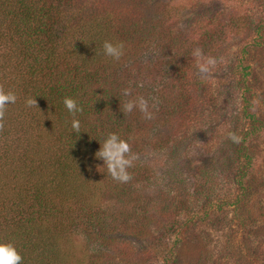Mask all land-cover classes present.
I'll return each instance as SVG.
<instances>
[{"label": "trees", "instance_id": "1", "mask_svg": "<svg viewBox=\"0 0 264 264\" xmlns=\"http://www.w3.org/2000/svg\"><path fill=\"white\" fill-rule=\"evenodd\" d=\"M118 3L0 0V86L17 94L0 126V240L13 243L23 264H130L129 250L117 237L139 238L150 223L152 215H142L137 188L150 185L153 174L136 162L127 169V182L113 180L95 157L99 143L115 132L141 158L149 143L164 144L158 141L163 140L160 127L172 139L219 108L208 77L195 71L222 48L220 36L228 30L205 19L180 30L161 19L149 20L138 0ZM182 16L197 18L190 10ZM105 40L123 42L119 61L104 56ZM195 49L201 58L192 55ZM234 68H240L241 80L248 75L240 59ZM124 88L131 89V96L121 94ZM29 96L44 115L25 105ZM65 96L83 107L77 116L80 135L72 133ZM135 96L148 100L150 119L135 108L122 111L123 102ZM243 102L242 116L251 127L241 143L262 128ZM242 148L248 170L250 159ZM171 184L170 194L179 192L167 208L172 216L161 219L166 229L151 247L166 246L181 228L180 213L189 208L180 193L184 178L173 177ZM241 189L246 190L243 183ZM233 206L237 225L244 229L248 218L241 203ZM159 258L164 264V256Z\"/></svg>", "mask_w": 264, "mask_h": 264}, {"label": "rangeland", "instance_id": "2", "mask_svg": "<svg viewBox=\"0 0 264 264\" xmlns=\"http://www.w3.org/2000/svg\"><path fill=\"white\" fill-rule=\"evenodd\" d=\"M138 1L139 11L149 20L161 19L184 30L205 19L216 28L223 26L228 34L220 36L222 48L212 56L215 66L208 73H200L198 67L195 71L208 77L210 90L219 96V108L193 121L186 132L174 131L172 139L167 140L169 130L160 127L163 140L158 141L164 144L149 143L141 158L136 157L133 163L153 174L150 185L137 188L142 215L151 214L152 222L139 238L118 236L117 243L129 250L130 264H162L159 256H164V264H264V0ZM188 10L197 17L193 21L182 19ZM236 59L248 67L244 80L238 78L240 68H234ZM243 98L262 128L241 143L251 127L242 116ZM229 133L240 137L239 142H233ZM241 144L250 159L248 170ZM177 176L184 178L186 187L180 193L188 198L189 208L180 213L181 228L166 246L151 247L166 229L161 219L169 221L172 216L167 208L179 193L170 194L171 180ZM235 202L241 203L240 210L248 218L244 229L235 220Z\"/></svg>", "mask_w": 264, "mask_h": 264}, {"label": "clouds", "instance_id": "3", "mask_svg": "<svg viewBox=\"0 0 264 264\" xmlns=\"http://www.w3.org/2000/svg\"><path fill=\"white\" fill-rule=\"evenodd\" d=\"M102 49L104 56L111 58L113 61H119L124 55V44L121 41L105 40L102 43ZM192 55L197 58L202 57L200 49H195ZM215 64L216 60L213 57H207L204 59L203 63L198 65L199 72L208 73L210 71V66L214 67ZM121 94L124 97L131 96V89L124 88L121 90ZM16 101L17 94L15 91L6 90L4 87L0 86V126H2L3 118L8 107L15 104ZM24 103L28 107L38 108L35 97H26ZM62 103L69 116L72 117L70 123L72 133L80 135L81 121L77 116L83 112V107L76 99L70 96L63 97ZM134 108L138 109L143 114L144 118H151L152 113L149 111V102L143 96H135L123 102L122 111L124 113H130ZM40 112L42 115L45 114L41 110ZM228 135L233 142H239L240 137L234 133H229ZM99 145L100 147L95 153V157L102 161L101 167L106 168L108 175H110L113 180L122 183L127 182L130 179V174L127 169L132 166L133 161L136 159V155L130 152L129 142L121 138L117 133L109 132ZM0 264H23V257L13 243L0 240Z\"/></svg>", "mask_w": 264, "mask_h": 264}]
</instances>
